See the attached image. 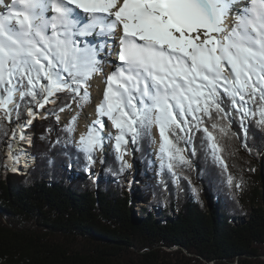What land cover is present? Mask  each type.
<instances>
[{
    "label": "snow or ice",
    "instance_id": "obj_1",
    "mask_svg": "<svg viewBox=\"0 0 264 264\" xmlns=\"http://www.w3.org/2000/svg\"><path fill=\"white\" fill-rule=\"evenodd\" d=\"M238 2L0 0V111L11 120L14 109L9 105L16 103L17 93L21 102L39 108L56 103L52 98L58 93H68L83 108L91 102L89 80L107 62L115 70L105 81L97 119L77 141L89 168L96 163L95 153H104L107 117L116 129L109 138L121 171L130 167L124 160L127 146L155 127L160 166L177 180V169L190 167L179 142H191L196 132L203 133L208 154L227 172L217 136L228 135V128L218 122L229 119L224 97L242 129L249 119L264 128V0H246L228 28L225 20ZM117 30L122 32L115 53L120 63L99 60V50L109 47ZM88 36L109 39L81 47L77 38ZM19 108L16 104L17 116ZM27 110L34 119L36 113ZM76 121L73 116L63 129L69 136ZM227 182L232 184L231 176Z\"/></svg>",
    "mask_w": 264,
    "mask_h": 264
},
{
    "label": "trees",
    "instance_id": "obj_2",
    "mask_svg": "<svg viewBox=\"0 0 264 264\" xmlns=\"http://www.w3.org/2000/svg\"><path fill=\"white\" fill-rule=\"evenodd\" d=\"M71 102L65 93L57 108ZM18 104L15 118L35 106ZM223 106L229 119L218 122L228 135L217 136L227 172L196 132L179 142L190 167L180 166L177 180L153 160L155 134L160 140L153 127L127 146L141 164L133 190L115 149L91 174L95 164L89 168L74 146L75 132L69 136L53 118L34 124L35 166L3 179L10 126L0 120V264H264V128L249 119L242 129L227 97Z\"/></svg>",
    "mask_w": 264,
    "mask_h": 264
},
{
    "label": "bare ground",
    "instance_id": "obj_3",
    "mask_svg": "<svg viewBox=\"0 0 264 264\" xmlns=\"http://www.w3.org/2000/svg\"><path fill=\"white\" fill-rule=\"evenodd\" d=\"M122 2L123 0H120V3ZM229 20L230 18L228 17L225 20V26L228 28L230 25ZM121 35H122V32H120L117 39H119ZM92 45H96V44L91 42L90 46ZM102 55L103 53L99 51L98 58H102ZM100 76H101L100 73H97L92 78V80L94 81L97 77H100ZM93 86L94 88H96V83L94 84L93 82ZM91 90H92V86H91ZM99 91H100V95L98 96L99 100H98V103L96 104V107L103 99L104 90L101 88ZM58 96L59 95H56V97H53L52 99L57 100ZM48 104L52 105L53 103H48ZM9 107L14 109L15 103L9 105ZM32 110L36 113V116L34 119L28 115V110L25 111L24 117H22L21 119H16L14 117L15 115V109H14V111L12 112L10 121L8 119H5L4 113L0 111V119L3 120L8 126H10L9 134L1 147L2 156H3L2 166H1L2 167L1 175L3 179H6L9 175H14L13 172H17L19 174V177L25 176L28 173V171L35 166L36 155L34 154V144L36 141V133L34 131V124L36 122L42 121L41 119L45 117H48V119H51V118L57 119V116H59V123H61L59 125L63 126L62 123L63 121H65V118L68 115L72 116L73 115L72 113H74V111L76 112L77 109L75 110V106L73 104H70L69 107L65 108L63 112L56 110L55 114H53V111H48L46 114H43L42 108H39L37 110L35 109H32ZM95 117L97 119L96 115ZM29 121H31V123H29ZM103 123H104V119H103ZM88 124H90V121L85 116L83 123H81L82 127L80 129V132H78L79 138L82 133L86 132V128ZM21 126H23V133L21 131ZM105 136L106 135H104L103 137Z\"/></svg>",
    "mask_w": 264,
    "mask_h": 264
},
{
    "label": "rangeland",
    "instance_id": "obj_4",
    "mask_svg": "<svg viewBox=\"0 0 264 264\" xmlns=\"http://www.w3.org/2000/svg\"><path fill=\"white\" fill-rule=\"evenodd\" d=\"M100 86H101L100 82L98 80H96V88H94V86H92V90H90L91 102L89 104L85 105L83 107V109H80L79 111L76 110V108H75L76 112L74 111V113H72L73 114L72 116L68 115L65 118V121H63V123H62V125H66L68 120H69V118H72L73 116L77 117V128H76V131H75V134H74V141H73L74 145L77 148H78L77 141L79 140V133L78 132H80V129L82 127L81 123H83V121L85 119V116L90 121V124H88V125H91L92 122L94 120H96V117H95L96 109L95 108H96V104L98 103V100H99L98 96L100 95V91H99L100 90ZM93 106H94V108H93ZM94 117H95V119H94ZM19 118H21V117H19ZM103 119H104V125H105V128H104L103 131L105 133H107V132L110 133L111 129H112L113 130L112 136L114 137L116 135V129H114L112 127L111 121H109L107 119V117H104ZM52 120L55 121L58 126H61V125H59L61 123H59V121L56 118H53ZM107 124H110L109 127H107ZM86 131H87V128H86ZM47 133L51 134V130L49 129L47 131ZM113 144H114V141L112 139H110L108 136L104 137V153H103V155L99 151H97L95 153V157H96L95 171L93 173H91V174H96V173H98L101 170V167H102L103 161L105 159V156L109 153L110 150L114 149ZM159 144H160V141L158 140V137L155 134V141H154V143H153V145L151 147V151L153 152V160L155 162L159 161L158 156L157 157L155 156V154L158 153ZM35 153H36V151L34 150V154ZM133 158H134V151L130 148V149H128V154L124 156V160H126L127 163L130 165V167H128L127 171L125 172V179H126V186L128 188H130L131 190L134 189V185H137V187L139 186V182H138L139 178L138 177H139V171H140V168H141V164L138 161H136L135 159H133ZM140 207H141L140 203H137V204L135 203L134 204V210L137 213H138ZM151 212L155 215V217H157V218L161 217L159 210L152 209ZM175 215H176V212L173 211L170 214V217L174 218ZM136 216L138 217V214H136Z\"/></svg>",
    "mask_w": 264,
    "mask_h": 264
},
{
    "label": "water",
    "instance_id": "obj_5",
    "mask_svg": "<svg viewBox=\"0 0 264 264\" xmlns=\"http://www.w3.org/2000/svg\"><path fill=\"white\" fill-rule=\"evenodd\" d=\"M262 172V169H260V173Z\"/></svg>",
    "mask_w": 264,
    "mask_h": 264
}]
</instances>
